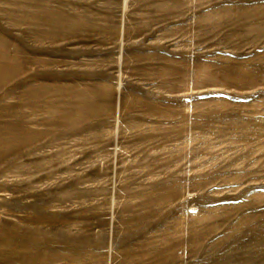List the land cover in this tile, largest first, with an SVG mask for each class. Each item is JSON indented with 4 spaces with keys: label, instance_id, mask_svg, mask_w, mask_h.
I'll return each instance as SVG.
<instances>
[{
    "label": "rangeland",
    "instance_id": "obj_1",
    "mask_svg": "<svg viewBox=\"0 0 264 264\" xmlns=\"http://www.w3.org/2000/svg\"><path fill=\"white\" fill-rule=\"evenodd\" d=\"M0 264H264V0H0Z\"/></svg>",
    "mask_w": 264,
    "mask_h": 264
}]
</instances>
